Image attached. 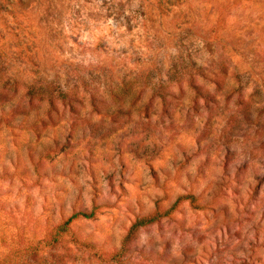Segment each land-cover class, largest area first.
Masks as SVG:
<instances>
[{
	"label": "rangeland",
	"instance_id": "374dc122",
	"mask_svg": "<svg viewBox=\"0 0 264 264\" xmlns=\"http://www.w3.org/2000/svg\"><path fill=\"white\" fill-rule=\"evenodd\" d=\"M180 1L0 0V264H264V0Z\"/></svg>",
	"mask_w": 264,
	"mask_h": 264
},
{
	"label": "trees",
	"instance_id": "16d2710c",
	"mask_svg": "<svg viewBox=\"0 0 264 264\" xmlns=\"http://www.w3.org/2000/svg\"><path fill=\"white\" fill-rule=\"evenodd\" d=\"M162 1H163V2H160V4H158L160 7H161L162 3H164V4L167 5V6H174V5H176L178 2H181L180 0H162ZM158 3H159V2H158ZM221 66H222V64H220V67H221ZM90 214H91V213L88 214V213H86V212H84V211H81V212H78V214H74V215L70 216L69 219L74 218V217H76V216H81V217L87 218V217L90 216ZM67 221H68V220H67ZM67 221H66V222H67ZM151 221H152L151 219H145V220L137 221V222L134 223V225H133L132 228L140 227V226H142V225H144V224H146V223H148V222H151ZM66 222L63 223V224H61L60 226H58L56 232L63 233V232L65 231V230H64V229H65L64 227H65ZM55 241H56V234L53 235L52 239L50 240L49 243H47V245H50V243H54Z\"/></svg>",
	"mask_w": 264,
	"mask_h": 264
}]
</instances>
